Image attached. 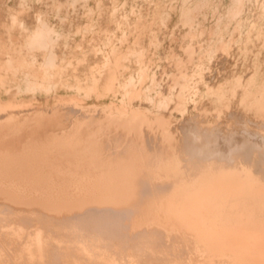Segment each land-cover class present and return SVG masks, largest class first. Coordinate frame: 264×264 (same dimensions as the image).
Here are the masks:
<instances>
[{"label":"bare ground","instance_id":"1","mask_svg":"<svg viewBox=\"0 0 264 264\" xmlns=\"http://www.w3.org/2000/svg\"><path fill=\"white\" fill-rule=\"evenodd\" d=\"M76 3L51 0L58 19ZM109 3L96 0V16L119 28L129 17ZM11 11L0 25V264H264V55L210 83L211 56L234 38L205 52L186 43L161 88L142 17L133 41L105 34L89 64L57 51L66 35L45 12L28 29ZM199 93L211 104H187Z\"/></svg>","mask_w":264,"mask_h":264},{"label":"rangeland","instance_id":"2","mask_svg":"<svg viewBox=\"0 0 264 264\" xmlns=\"http://www.w3.org/2000/svg\"><path fill=\"white\" fill-rule=\"evenodd\" d=\"M43 1H45V0H22V1L21 0H0V19L2 18L0 20L1 27H2V24H6V25L10 24L11 18H9L7 14H9V11H11V10H12L11 12L14 11L15 15L17 16L16 22L18 23V20L19 21L22 20L28 29H32L33 26H35L36 18H34V17H36L37 13L39 12L40 14H42V12H45L42 15L46 16L53 24L55 23V25L59 28V30L62 31L64 33V35H66L63 37L61 36L62 38L60 37L59 40L57 41L58 44L56 45V47L58 46V48H59V49L56 48L57 51L59 50V52H63L66 56L86 55L87 61H85V62H87V63L90 62L89 64H92V61L94 63V61L96 62V60H100L102 58L104 52L107 50V48L104 44L101 45V41L104 40L105 34L112 33L111 35H114L113 37L115 38V39L112 38L113 42H115V44H117V45H120L121 40H117V39H119V36H121L120 35L121 31L123 32L124 31L123 29H125L126 34L128 33L127 41L128 40L133 41L135 39L134 36L136 33L135 28H133L135 25L134 23L137 21L138 17L139 18L142 17L144 20V25L137 27V29L141 28L140 30H143V32L139 35V37H140L141 41L149 48L148 49V52H149L148 55L151 58V64H150L151 72L155 73L158 80L160 79L159 82H160L161 88L164 87V85L166 84V82L168 80L166 76L171 71H174L173 70L174 65L172 64L173 62L171 61V59H173L174 57L172 58V56L177 57V55L178 56L182 55L183 54L182 48H185L184 45H186V43L189 44L190 42H192V43L194 42L193 44L194 45L197 44V46H198L197 48L199 50H203V48H204V52H205V47L207 50L208 46L216 44L218 42V40L221 38L223 40H226V39L230 40V39L234 38L233 43L231 42L228 51L225 52L224 55L222 53L220 54V51H215L216 54L214 52V54L211 56L212 59L210 58V60H209L210 61L209 62L210 69L208 68V70L210 72L208 70H206V81H210V83H212L213 81H217L219 79H222L223 73H225V72L227 73L229 70L232 71V69L236 70V71L238 70V72H240L244 75L248 74V72L251 68L252 62L257 60V58L261 57L262 55H264V47H260L259 46V42H260L259 39L257 37L255 38V36H256L255 33L257 31L256 29H258V30L264 29V13H263L264 12V8H263L264 7V0H243V2L241 4L242 9L240 10L239 14L237 13L234 15L235 17H233V15L229 12V8H231L233 5V4H231L233 0H158V2H157V0H128V1L127 0H117L118 1V3H117L118 8L117 7L115 8L116 9L115 15L118 17L120 14L121 18H123V15L127 16V18L129 17L128 18L129 20L127 19L128 22H126V23L124 22L127 25L122 24V26L119 28L116 26L115 22H112L107 18L105 19V17H102V18L97 17L98 11L95 9L96 8L95 7L96 0H88L87 2H86V0L85 1L77 0V3L74 4L75 6L72 5L74 8L71 5H68V8L66 6H63V8H62L63 11L61 13L62 14L67 13L66 15L69 14V16L61 17L63 19L66 18L65 19L66 21L61 19L60 17L58 19V16L55 15V10L52 9V6H51L52 5L51 0H48V1L46 0V2H43ZM62 1H64V0H62ZM103 1L106 3V6L110 5L109 0L108 1L103 0ZM131 1H133V2H131ZM42 2H43V4H42ZM199 2H201V3L199 4ZM122 3L124 5V7H122L123 6ZM196 3H197V9L198 10H196V8H195V11L193 12V16H192V22L188 23V22L183 21L182 16H183L184 11L188 8L196 7ZM85 4H87V5L85 6ZM149 4H151V5H149ZM82 5H83V7H82ZM91 6L93 7V15L87 13V8L91 7ZM47 7L51 8L50 12H49L50 9H47ZM153 7H155V8H153ZM7 8L9 9V11ZM66 8H67V12H66ZM82 8H84V9H82ZM130 8L132 11L129 10ZM261 8H262V10H261ZM94 9H95V11H94ZM6 10H7V14L5 12ZM124 11H126V12H124ZM137 11L141 12L142 14L139 12L137 13ZM18 12H20V13H18ZM70 12H73V13L71 14ZM121 12L123 13V15H121ZM134 12H136V13L134 14ZM156 12H157V14H156ZM125 13H127V14L125 15ZM18 14H19V16H18ZM131 14H133V15H131ZM33 15H34V17H33ZM136 16H138V17H136ZM74 17H76V18H74ZM164 18H166V19H164ZM102 19H104V20L102 21ZM58 20H61V22H64V23H61ZM146 21H147V23H146ZM69 24H71L72 26ZM91 24H92V26H90ZM82 25H83V27H82ZM123 25H125V26H123ZM30 26H32V27H30ZM127 26L128 27L130 26V27L128 28ZM1 27H0V36H3V37H1L0 40H2V42H4V39L6 38L7 33L4 30V28H1ZM84 27H87L88 29H84ZM75 28H76V30H75ZM14 29H15L14 31H15L16 35L18 34L17 32L21 30L17 26ZM189 30L191 31V33H188ZM254 30H256V31H254ZM90 31L91 32L94 31V32L91 33ZM190 39L191 40L193 39V40L191 41ZM245 39H246V41H245ZM202 43H204V45ZM125 44L126 43H124V45ZM200 45L202 46V49H201ZM0 46H2L1 41H0ZM178 47H179V49H178ZM243 48H244V50H243ZM250 48L252 50H250ZM96 52H98V53H96ZM173 53H174V55H172ZM196 53L199 54L198 52H196ZM200 54H199V56H200ZM194 55H193L194 61L198 60L199 56L197 55V58H196L195 53H194ZM240 58H241V60H240ZM230 60H232V61H230ZM211 61H212V63H211ZM127 62L131 66V67L129 66L131 68V69L129 68L130 72L134 73L136 71V68H137L136 67L137 62H134L133 60L130 62L129 61H127ZM87 63H85V64L87 65ZM248 63H249V65H248ZM248 66H249V68H248ZM223 67H226L227 69L224 68V70H222ZM129 70H127V73L129 72ZM163 70L166 71L165 72V74L167 73L166 75L162 72ZM160 72H162V73H160ZM208 74H210V75H208ZM161 76H164L163 79L161 78ZM207 76H210V78ZM216 76H217V78H216ZM198 85H197V87H198L199 91H202L204 89V84L200 82V83H198ZM153 91H154V89L151 90L150 93L154 96L156 92L155 91L153 92ZM189 99L190 100L187 102V104H191V105L193 103L194 104H209V103L211 104L209 97L205 94L201 95L199 93L197 95V97L192 96Z\"/></svg>","mask_w":264,"mask_h":264}]
</instances>
